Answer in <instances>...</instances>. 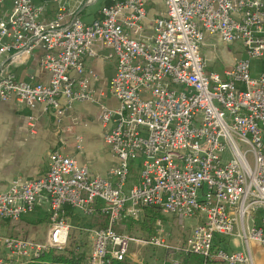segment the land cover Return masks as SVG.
I'll return each instance as SVG.
<instances>
[{
  "label": "built area",
  "instance_id": "built-area-1",
  "mask_svg": "<svg viewBox=\"0 0 264 264\" xmlns=\"http://www.w3.org/2000/svg\"><path fill=\"white\" fill-rule=\"evenodd\" d=\"M8 1L5 10L0 0V100L39 103L56 116L75 102L96 103L116 163L104 178L53 149L43 175L0 190V223L33 212L39 200L48 211L43 241L0 232V264H26L63 248L71 227L66 206L106 218L89 229L86 264L122 260L130 243L174 247L199 256V264H264V73L252 76L250 65L264 53V0H161L163 11L151 19L149 0H110L88 22L63 6L44 19L43 4ZM206 34L239 42L245 56L222 73L208 71ZM41 44L48 81L16 78L11 65ZM103 49V59H115L106 89L116 106L101 101L106 94L95 89L97 76L85 62ZM145 208L195 223L174 246L159 219L147 237L115 230L123 216ZM230 236L240 250L228 248L237 245Z\"/></svg>",
  "mask_w": 264,
  "mask_h": 264
},
{
  "label": "crops",
  "instance_id": "crops-1",
  "mask_svg": "<svg viewBox=\"0 0 264 264\" xmlns=\"http://www.w3.org/2000/svg\"><path fill=\"white\" fill-rule=\"evenodd\" d=\"M97 1H99L98 5L93 9H89L91 4ZM34 2L44 5L42 13L44 19L52 18L58 7L63 6L65 11L78 13L83 21L88 22L98 17L100 6L110 3V0H34ZM9 7L10 2L4 0L3 8L8 10ZM163 8L161 0H149L147 4L148 19L160 14ZM149 23L150 20L144 26L147 27ZM216 39L218 37L215 35H205V47L209 51L210 48L215 46ZM43 51L44 47L41 44L33 51L31 56L13 63L11 69L16 78L28 82H47L49 74L39 66V59ZM104 51L106 50L100 51V57H88L85 62L86 66L91 68L97 76L92 80L95 89L104 91L106 94L101 98V101L108 106H116L118 104L116 98L106 89L108 81L115 71V59H103ZM203 56L205 59L207 57L210 62L213 60L208 54H203ZM239 58L240 56L237 59ZM235 60L236 58L233 55L230 63L223 70L231 67ZM206 62L208 68L209 62L207 59ZM79 144L80 149L77 148ZM53 149H58L64 154L75 157L79 163L88 167L91 174L104 178H110L109 170L116 163V158L110 147L103 141L99 108L96 103L89 101L75 102L71 110L64 115L56 116L52 112L44 111L39 103L23 104L17 102L14 98L5 101L0 100V190L8 188L13 179L29 180L43 175L48 169V153ZM65 209L68 222L75 227V221L71 219V216L79 212L68 206ZM143 210L147 211V208ZM47 213L46 201L39 200L33 212L21 217L24 220L22 225L26 228L30 225L40 227L42 223L47 221ZM91 217H96V219H93L92 226L100 225L101 221L106 225V218L101 212L97 211ZM6 223L8 222H2L0 226H5ZM192 226H190L185 236L190 233ZM46 229L47 223H45L43 229L41 228L43 235ZM255 247L258 252V247L256 245ZM149 248L154 251L162 249L158 246H150ZM139 253H142V251L139 250ZM148 256L138 254L140 260L128 259L140 263L158 264L152 253L150 255L152 258H148ZM167 259L169 264L172 260H175L172 256Z\"/></svg>",
  "mask_w": 264,
  "mask_h": 264
},
{
  "label": "rangeland",
  "instance_id": "rangeland-1",
  "mask_svg": "<svg viewBox=\"0 0 264 264\" xmlns=\"http://www.w3.org/2000/svg\"><path fill=\"white\" fill-rule=\"evenodd\" d=\"M98 3L99 1L91 4L89 9L95 8L98 5ZM205 46L206 43L204 40V45L202 47L204 54L210 55V58L213 59L210 62L209 59L206 57V59L209 62L207 68L208 71L221 72L223 68L230 63L233 55L236 58V60L238 56H240V58L245 56V53L242 49V45L237 41L226 43L221 41L220 39H216L215 46L213 48H210L211 52ZM250 65H251L252 76H257L260 73H264V53L262 56L252 58L250 60ZM133 172L136 173L135 170H133ZM152 211L156 212L157 216H155V218L152 217L153 219H151V222L150 220H148L149 218H151L150 217L151 215H149V213H146V211L142 210L141 213L135 217H130L127 215L123 216L117 222V224H115L114 228L119 233H128L134 236L147 237L154 233L155 228H157L156 219H159L162 225L160 226L162 228V236L167 240V243H169V245L174 246L180 243V241L184 240V238L186 237L185 235L188 233L190 229V226H192L195 223L194 218L184 217L182 218V221H179L178 217H176L173 214L164 213L159 209H155ZM71 219L75 221V227H73L72 224H70L71 227L68 231L66 244L61 249H54V248L51 249L57 253H60V252H65L66 248H72V249L77 248L76 252L83 251L85 253V257H87L91 246V234L89 232V229L95 227H102L105 224H100L98 226L93 225L90 227L89 224L91 222V215H85L80 212L71 216ZM142 221L144 222L142 223ZM22 222H24V220L21 218L18 219L17 221L8 222L6 223L5 226H0V232L8 235H18L22 237L33 238L39 241L44 240L47 229L45 230V234L43 235L41 228L43 229L45 227V223H47V221L42 223L40 227L35 225L33 226L30 225L27 226V228L26 226L22 225ZM29 227L30 229H28ZM234 240H236L237 245H234L232 243ZM230 242L232 243V246L227 245L229 249L240 250L242 248L237 237L230 236ZM76 244H79V246H76ZM141 246H145V247H141ZM149 247L150 246L147 245H136L134 243H130V249L126 258H130V259L135 258V260L138 259L140 260L138 254H145V256L149 255L148 258L149 257L152 258V256L156 257L157 259L156 262L158 264H161L163 262H164L163 264H169L167 263L169 261L167 258H169L170 256H172L173 259L179 262V264H182V262L184 261V255H181V253L176 252L174 247L173 248L171 247L168 250L165 249L163 250L162 248L159 249V251H154ZM139 250L142 251V253H139ZM151 253L152 256H150ZM185 264H196V261H191V262L186 261Z\"/></svg>",
  "mask_w": 264,
  "mask_h": 264
},
{
  "label": "trees",
  "instance_id": "trees-1",
  "mask_svg": "<svg viewBox=\"0 0 264 264\" xmlns=\"http://www.w3.org/2000/svg\"><path fill=\"white\" fill-rule=\"evenodd\" d=\"M152 210H155L154 208H147L146 213H149L151 215V218H147L148 220L155 218L157 216L156 212H153ZM153 214V216H152ZM156 214V215H154ZM94 215V214H93ZM153 217V218H152ZM96 219V217H94ZM90 222L89 226L91 227L93 224V219ZM144 221H142L143 223ZM100 224H104V222H100ZM144 225V224H143ZM76 246H79V244H76ZM77 248L72 249V248H66L65 252H60L57 253L54 250H49L47 252H44L42 255H40L36 259H32L26 264H86V257L85 253L82 252H76ZM191 262V261H196V264L200 263V257L195 255V254H188L184 255V261L182 264H185V262ZM109 264H149L147 262H138V261H133L128 258H123L122 260H112Z\"/></svg>",
  "mask_w": 264,
  "mask_h": 264
}]
</instances>
